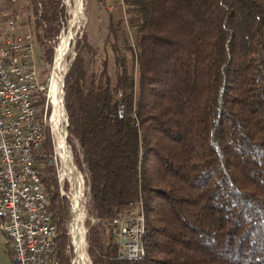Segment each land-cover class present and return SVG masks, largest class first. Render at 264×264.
I'll return each instance as SVG.
<instances>
[{"label": "trees", "instance_id": "obj_1", "mask_svg": "<svg viewBox=\"0 0 264 264\" xmlns=\"http://www.w3.org/2000/svg\"><path fill=\"white\" fill-rule=\"evenodd\" d=\"M29 1L42 6L37 31L51 62L64 4ZM123 2L136 20V65L121 58L114 84L106 58L88 74L83 32L62 87L66 141L86 175L91 264H264V0ZM54 156L48 128L38 164L52 179L39 171L61 232L59 264H71L70 202ZM137 201L143 254L122 258L113 220Z\"/></svg>", "mask_w": 264, "mask_h": 264}, {"label": "built area", "instance_id": "obj_2", "mask_svg": "<svg viewBox=\"0 0 264 264\" xmlns=\"http://www.w3.org/2000/svg\"><path fill=\"white\" fill-rule=\"evenodd\" d=\"M41 9L29 0H0V233L9 236L13 259L21 257L22 264H59L61 232L38 168L51 114L50 74L45 84L35 39ZM59 184L60 194L68 197ZM141 204L113 220L122 258L142 257ZM66 254L72 257L70 245Z\"/></svg>", "mask_w": 264, "mask_h": 264}, {"label": "rangeland", "instance_id": "obj_3", "mask_svg": "<svg viewBox=\"0 0 264 264\" xmlns=\"http://www.w3.org/2000/svg\"><path fill=\"white\" fill-rule=\"evenodd\" d=\"M62 3L64 4L65 12L67 15L66 21L63 22V20L60 19L59 33L54 37V39L50 38V41H47L51 45V47H53V59L51 62H48L44 58L43 48L39 40V33L37 30H35V39L37 45L39 46L37 54L39 58L38 60H40V64L38 67L40 68L41 71V75H42L41 79L45 84L47 83L45 82L46 77L49 76L54 64L56 49L58 48L62 37L69 34H70V38L68 39L67 47L70 51L66 54L65 59L63 61L61 76L59 77L60 87H61L62 79L64 82V75L68 71L71 62L74 59L77 39L81 37L83 32H85L87 36V40H86V45L82 51V56L84 58L85 69L88 71V74L89 73L97 74L100 71L102 60L106 58L108 63L107 64L108 72L111 77L112 84H114L115 72L117 70V67L121 63L122 60L121 58H123L124 63L130 67L132 66V64L133 66L136 65L131 53V50L134 47L133 25L136 24V20L134 18L129 17L127 12L125 13L126 6L123 0H81L80 9H79L80 13L77 8L76 0H69V1L62 0ZM110 21H115V22L119 21L121 28L113 29L114 27L112 28V26L110 25ZM120 95H121V91H119L116 94V97H120ZM65 115H66V111H65ZM52 117L53 116L51 114L50 116L51 122H52ZM65 119L66 121L64 124H66L67 122V117H65ZM49 130L52 137V132L50 127ZM66 138L67 137L65 136V141ZM66 145L69 149L70 145L67 142ZM69 150L71 152V158H72L70 164L74 165L75 168L78 170V172L82 175L85 184L86 175L84 172L82 171L80 172L79 169L77 168L73 160L71 147ZM52 163L55 166V173L58 181V187L60 185L59 181L62 183V187L63 184L66 183L68 190L65 191L63 189V191L65 192V194L68 195V192L70 190V183L64 176L60 177V166L58 164V159L56 155L53 157ZM44 166L45 165L43 163L38 164V168L42 172V175L44 176L47 175V177H50V179H52L51 178L52 175L49 172L45 171ZM82 178L80 176L79 188L80 191L82 192L83 199H85L84 208H83L84 226H85V220L88 219L87 217H89L87 216V210H86V201L88 199L87 196L88 188L85 185V190H84V184ZM67 199L69 200L68 197ZM141 208H142V204H141ZM91 221L93 222L95 221V219L91 218ZM86 229L87 228L85 226V232ZM68 231H69V222H68ZM11 245L12 242L9 236L0 233V264H16L15 259H13L12 256ZM72 254L74 256V249ZM90 264H91V260H90Z\"/></svg>", "mask_w": 264, "mask_h": 264}, {"label": "bare ground", "instance_id": "obj_4", "mask_svg": "<svg viewBox=\"0 0 264 264\" xmlns=\"http://www.w3.org/2000/svg\"><path fill=\"white\" fill-rule=\"evenodd\" d=\"M69 1V0H68ZM77 8L80 13L81 0H76ZM69 35L62 37L58 48L56 49L55 62L50 72L49 82L47 84V96L49 107L51 108L52 122L50 121V129L54 141L55 155L60 166V177H65L70 183V190L68 198L70 200V221L69 234L70 240L74 247V264H90V259L87 252V242L84 236V201L82 192L79 188L80 173L74 165L70 164L72 161L70 147L68 149L65 141V109L63 105V79L61 87L59 77L61 76V69L66 54L70 51L67 47ZM66 70V69H65ZM62 94V96H61ZM62 98V100H61ZM51 99V101H50ZM50 114V116H51ZM58 153V155H57ZM70 194V197H69ZM73 211V212H72ZM142 222L144 224V213L141 208ZM72 223V225H71ZM143 254V248H142ZM16 264H22L21 257H14ZM76 262V263H75Z\"/></svg>", "mask_w": 264, "mask_h": 264}, {"label": "water", "instance_id": "obj_5", "mask_svg": "<svg viewBox=\"0 0 264 264\" xmlns=\"http://www.w3.org/2000/svg\"><path fill=\"white\" fill-rule=\"evenodd\" d=\"M54 60H55V58H54ZM55 62V61H54ZM63 105H64V103H63ZM67 117V116H66ZM67 126H68V118H67V122H66V124H65V132H66V137H67ZM54 152H55V149H54ZM81 176V178H82V175H80ZM82 181H83V184H84V178H82ZM84 190H85V184H84ZM84 236H85V234H84ZM88 246V245H87Z\"/></svg>", "mask_w": 264, "mask_h": 264}]
</instances>
